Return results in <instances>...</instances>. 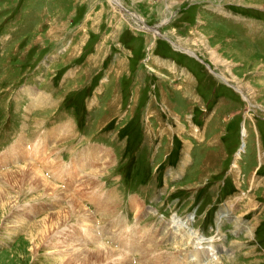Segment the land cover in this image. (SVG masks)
Instances as JSON below:
<instances>
[{
  "label": "rangeland",
  "instance_id": "1",
  "mask_svg": "<svg viewBox=\"0 0 264 264\" xmlns=\"http://www.w3.org/2000/svg\"><path fill=\"white\" fill-rule=\"evenodd\" d=\"M85 150L99 173L73 165ZM28 160L63 191L0 173V264H187L209 246L193 264H264V0H0V172ZM190 213L202 244L172 227ZM80 217L117 232L112 259Z\"/></svg>",
  "mask_w": 264,
  "mask_h": 264
},
{
  "label": "bare ground",
  "instance_id": "2",
  "mask_svg": "<svg viewBox=\"0 0 264 264\" xmlns=\"http://www.w3.org/2000/svg\"><path fill=\"white\" fill-rule=\"evenodd\" d=\"M153 34H155V35H157V34H159L158 32H153ZM185 51V50H184ZM186 52L187 53H189L188 52V50H186ZM191 55H192V53H191ZM194 55V54H193ZM242 133L243 134H245L246 132H245V130H244V128H243V130H242ZM21 141V140H20ZM25 144V143H24ZM20 146H21V144H19ZM27 150V149H26ZM25 150V151H26ZM39 150V149H38ZM22 148L20 149V155H21V159L23 158L24 160H25V156L26 155H31V154H36V152H37V149H32V151H31V153H28V152H25ZM38 154L35 156V158L36 159H39V161L41 160V162L43 163V165H45V166H52V165H56L57 164V162H56V160H55V158H51V157H49V156H47L46 154H44L43 152L41 153V154H43V155H41L39 152H37ZM98 152L94 155V160H90V156L92 155V152L90 151V150H88V151H83V152H81V153H78V155L76 156V159L79 157V162H75V161H73L72 163H73V165L74 166H76V167H78L79 168V166L81 167L80 169H86V168H89L90 170H91V174L92 175H94L95 173H99V171L101 170V168H100V166L98 165V163H96L95 162V160H96V157L98 156ZM75 157V156H74ZM104 157V158H103ZM102 158V160H106L105 159V157L106 156H103ZM93 158V157H92ZM107 158V157H106ZM75 162V163H74ZM104 164V163H103ZM106 164V163H105ZM57 165H59V162H58V164ZM49 169V168H48ZM54 169V168H53ZM74 169V168H73ZM73 169H71L72 171H74ZM71 170H69L70 172V178L71 177H76L77 175H75V176H72V172H71ZM16 172V171H21V173H19L20 174V176L23 178H26L27 180H33L32 181V186L34 187V188H37V187H39L40 186V184H39V182H41L42 183V185L43 186H45V187H43L44 188V190H45V192L47 193L48 192V190H51V191H53L52 193H50V192H48L47 193V195H50V197H52V196H57V195H59L58 194V191H63L62 189H59L56 185H54L53 183H50L49 181H47V179H46V177H44V175L41 173V171H39V169H38V167L37 166H35L31 161H25L24 162V164L23 165H18L17 167H15L13 170H8V171H3V172H0L1 173V175L2 174H4V172H9V173H7V174H12L13 172ZM13 175V174H12ZM6 176V175H5ZM2 177V176H1ZM20 178V177H19ZM7 179V178H6ZM12 179V178H11ZM12 182V181H11ZM25 182V181H24ZM24 182H22L23 184H24ZM9 183H10V181H9ZM15 183H16V181H15ZM21 183V184H22ZM70 183V182H69ZM79 183H81V184H79L78 186H77V194L78 195H80V196H86V191H91L92 189H91V187L93 188V184H94V182L93 181H91L89 178H85V176L82 178V180H81V182H79ZM13 184V183H12ZM10 185H11V183H10ZM93 185V186H92ZM8 186V185H7ZM6 186V187H7ZM20 186V185H19ZM31 186V185H30ZM66 186H68V183H67V185ZM11 187V186H10ZM70 187V186H69ZM28 189H29V187H28ZM38 189V188H37ZM48 189V190H47ZM13 191V190H12ZM12 193V192H11ZM72 193V192H71ZM74 193V192H73ZM84 193H86L85 195H84ZM4 195V194H3ZM46 195V194H45ZM46 195V196H47ZM60 195H62V194H60ZM71 196H73V195H71ZM70 196V194H63V197H66V198H69V200H70V202L72 203V207L74 206L75 207V210L76 211H79L78 213H80V211H82L83 213L86 211V209L84 208V206L82 205V204H79L75 199H73V197H71ZM91 198V200H95V199H92V197H90ZM101 201V202H100ZM95 202H97V205L98 206H101V204H103L104 206H101L100 207V210L103 212V214H104V216H111V218L113 217V214L111 215V212H109V211H111V209L110 210H108V205H105L103 202V199H101V200H98V198H96V200H95ZM12 204V203H11ZM108 204V203H107ZM131 205L132 206H135L134 208H139L140 207V202H139V200L137 199V198H134V197H132L131 198ZM13 206V205H12ZM112 208V207H111ZM64 210V209H63ZM60 211V210H59ZM59 211H56V212H59ZM60 213V212H59ZM59 213H58V215H59ZM74 213V212H73ZM224 213V212H223ZM61 214H63V213H61ZM13 215V214H12ZM11 215V216H12ZM73 215V214H72ZM78 215V214H77ZM63 216H64V214H63ZM221 217L223 216V215H220ZM56 217V216H55ZM58 217V216H57ZM56 217V218H57ZM67 217V216H66ZM85 217V219H90V216H88V215H85L84 216ZM174 217H175V215H174ZM174 217H172V219H174ZM220 217V218H221ZM50 218V217H49ZM48 218V219H49ZM60 218V217H59ZM64 218V217H63ZM193 214L192 213H190V214H187L184 218H179V217H177L176 219H174L176 222L174 223V225L172 226V227H182L184 230H185V234H189V235H192V236H194V238L196 237V239L199 241H197V244H202L203 242H201L200 240H203V239H201V237H200V235L196 232V231H194V229H191V227H190V223L193 221ZM47 219V218H46ZM53 219V218H52ZM65 219V218H64ZM67 219V218H66ZM171 219V220H172ZM42 220H45V218H43ZM61 220V219H60ZM79 220H80V222H82V226L84 227V233L86 232V234L88 235V237H90V239L92 240V242H94L93 244L95 245L94 246V248H95V250H94V252H96V254L95 255H100V256H105V257H107V258H109V257H114L116 254H117V251H115L113 248H110V247H108L107 245H105V243L104 242H102V240L104 239V236L106 237L105 239H107V238H109V240H113L114 238L115 239H117L118 237H117V232H112L111 230H110V226H107V227H105V228H102L103 229V232H104V235H103V238H99L98 237V235H97V233H96V229H95V227L94 226H92V225H90V224H86V220H84V219H81V217L79 218ZM62 221V220H61ZM94 221V220H93ZM121 221V220H120ZM14 222V221H13ZM20 222V221H19ZM15 223V222H14ZM18 223V222H17ZM62 223V222H61ZM41 224H45V223H41ZM48 224V223H47ZM60 224V223H59ZM59 224H57V226L59 225ZM66 224V223H65ZM116 224V223H115ZM10 225V224H9ZM61 225V224H60ZM63 225V224H62ZM37 226V225H36ZM56 226V227H57ZM16 227V226H15ZM55 227V228H56ZM11 228V227H10ZM31 228H35V227H31ZM60 229V228H59ZM181 229V228H180ZM110 230V231H109ZM175 230H178V229H175ZM61 231H63V230H61ZM60 231V232H61ZM134 232L136 231V230H133ZM30 234V233H29ZM32 234V233H31ZM41 234V233H40ZM131 234V233H130ZM100 235V234H99ZM116 235V236H115ZM125 235V234H124ZM30 236H32V235H30ZM189 237V236H188ZM129 239H130V237H128ZM102 239V240H101ZM104 239V240H105ZM69 240V239H68ZM129 241H131V239L129 240ZM121 242L123 243V244H121V245H125V243H124V240L123 239H121ZM136 243V245H137V243H138V239H137V241L135 242ZM80 245H82L81 243H78V241L76 242V240L74 239V240H71V242H69L68 244H67V246H66V251H69V253L70 254H73V255H77L78 253H81L82 251H86V248L84 247V249H82V248H80L79 246ZM129 245H130V243H129ZM83 246V245H82ZM67 247H69V248H67ZM131 247H132V245H131ZM200 247V246H199ZM140 248V244L139 245H137L136 247H135V249H139ZM203 249H204V247H203ZM205 249H207V251H206V253H205V251L204 252H202L201 253V257L203 258V255H204V257L205 258H208V257H213V255H215L216 256V254H215V252L211 249V247L209 246L208 248H206L205 247ZM60 251V250H59ZM115 252V253H114ZM209 252L210 253H212L211 255L209 254ZM119 254V253H118ZM104 257V258H105ZM103 258V259H104ZM112 258H109V259H112ZM187 258V257H186ZM205 258H203V259H199V258H197L196 256H193V255H191V258H189L187 261H186V263L187 264H193L194 262L195 263H199V262H201V261H203V260H205ZM75 261H78V259L75 257ZM115 259V258H114ZM214 260H217V258L215 257V259ZM97 261V260H96ZM210 262H213V260L212 261H210ZM99 263V262H98ZM98 263H96V264H98ZM100 264V263H99ZM101 264H103V263H101ZM202 264H204V262L202 263ZM207 264V263H206Z\"/></svg>",
  "mask_w": 264,
  "mask_h": 264
},
{
  "label": "crops",
  "instance_id": "3",
  "mask_svg": "<svg viewBox=\"0 0 264 264\" xmlns=\"http://www.w3.org/2000/svg\"><path fill=\"white\" fill-rule=\"evenodd\" d=\"M45 103H46V102H45ZM43 105H44V104H43ZM43 105H42V106H43ZM39 107H41V106H39ZM39 107L34 106V107H33V111H34L35 109L39 108ZM34 123H35V124H38V123H44V122H35V121H34Z\"/></svg>",
  "mask_w": 264,
  "mask_h": 264
}]
</instances>
